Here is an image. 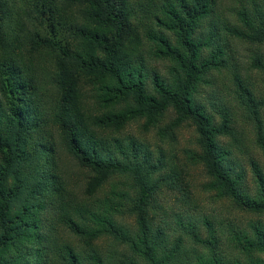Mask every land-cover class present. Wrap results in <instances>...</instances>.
I'll return each mask as SVG.
<instances>
[{"label":"trees","instance_id":"trees-1","mask_svg":"<svg viewBox=\"0 0 264 264\" xmlns=\"http://www.w3.org/2000/svg\"><path fill=\"white\" fill-rule=\"evenodd\" d=\"M223 7L0 0V264H264V0Z\"/></svg>","mask_w":264,"mask_h":264},{"label":"rangeland","instance_id":"rangeland-1","mask_svg":"<svg viewBox=\"0 0 264 264\" xmlns=\"http://www.w3.org/2000/svg\"><path fill=\"white\" fill-rule=\"evenodd\" d=\"M237 1L239 0H223V3H224L223 9L225 11V14L227 13V9H229L231 6L236 4ZM251 75L254 81L256 82V86H262L261 82H264V75L258 72H252ZM242 120H243L242 127L246 128L247 132L250 134L249 121L245 118V116L243 117ZM128 133L140 135L141 129L139 128V125H137V123H132L128 127ZM150 137L154 138L155 133L153 132ZM151 141L154 142L153 139ZM175 147H176L175 152L179 153L180 155L184 153V150L186 148H189V149L195 148V133H194L193 127L186 125L180 130L179 135H178V140L175 143ZM256 156L261 163H264V156L261 153L257 152ZM181 166H183V164ZM187 171L188 173L182 174V180L184 183H186V188L189 189L191 187L193 193L196 194V198L198 199V204H199L198 210L200 209L213 210V208H216V207L218 208L219 204H212L213 202L212 196L208 192H205L203 189V183L207 181V177L205 176L203 168L188 167Z\"/></svg>","mask_w":264,"mask_h":264}]
</instances>
